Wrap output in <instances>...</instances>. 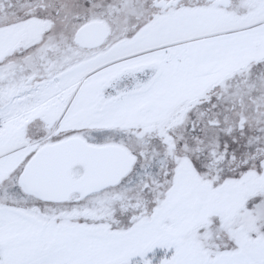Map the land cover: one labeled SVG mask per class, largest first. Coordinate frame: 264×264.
Instances as JSON below:
<instances>
[{"label":"snow or ice","instance_id":"1","mask_svg":"<svg viewBox=\"0 0 264 264\" xmlns=\"http://www.w3.org/2000/svg\"><path fill=\"white\" fill-rule=\"evenodd\" d=\"M0 264H264V0H0Z\"/></svg>","mask_w":264,"mask_h":264}]
</instances>
